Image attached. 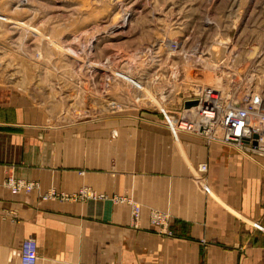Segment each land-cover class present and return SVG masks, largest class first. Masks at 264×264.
<instances>
[{"label": "crops", "instance_id": "0c3cea01", "mask_svg": "<svg viewBox=\"0 0 264 264\" xmlns=\"http://www.w3.org/2000/svg\"><path fill=\"white\" fill-rule=\"evenodd\" d=\"M35 110L0 88V264H21L24 240L35 264H264V157L148 121L87 141ZM9 177L36 188L13 194Z\"/></svg>", "mask_w": 264, "mask_h": 264}, {"label": "rangeland", "instance_id": "374dc122", "mask_svg": "<svg viewBox=\"0 0 264 264\" xmlns=\"http://www.w3.org/2000/svg\"><path fill=\"white\" fill-rule=\"evenodd\" d=\"M0 88L87 141L127 122L173 132L201 89H216L220 108L256 94L264 110V0H0ZM23 182L36 186L4 185L30 192L14 189Z\"/></svg>", "mask_w": 264, "mask_h": 264}, {"label": "built area", "instance_id": "2783aa9c", "mask_svg": "<svg viewBox=\"0 0 264 264\" xmlns=\"http://www.w3.org/2000/svg\"><path fill=\"white\" fill-rule=\"evenodd\" d=\"M209 90L211 89L197 90L195 96L196 105L184 109L183 113L185 114L174 123L173 131L196 135L207 142L218 141L225 145H231L236 149L264 157V138L261 137V129L258 126L253 128L249 125V121L251 123L254 120L258 121L254 116H258L260 122L264 121L261 119L264 117V110L261 108L262 103L259 96L252 94L238 105H228L220 108L211 102L214 94ZM187 114H193L197 120L191 119L192 115L185 116ZM252 117H254L253 120ZM205 169V164H201L198 167L199 171H205ZM35 187L32 182H23L17 184L14 189L28 192ZM55 195L54 192H49L47 197L51 198ZM131 206V214L137 220L140 212L139 205L134 203ZM152 217L154 220L160 218L157 212H154ZM16 256L21 264H35L37 256L34 243L30 240H24L18 252H16Z\"/></svg>", "mask_w": 264, "mask_h": 264}, {"label": "bare ground", "instance_id": "6f19581e", "mask_svg": "<svg viewBox=\"0 0 264 264\" xmlns=\"http://www.w3.org/2000/svg\"><path fill=\"white\" fill-rule=\"evenodd\" d=\"M209 91H211V92H213V94H214V97H213V99H211V102L214 104V105H217V106H219V104H221V98H219V94H217L218 93V91L216 90V89H213V88H211V90H209ZM263 105V104H262ZM193 107V106H192ZM257 119H258V121L257 120H255V121H253V123H251L250 121H249V125L250 126H252L253 128L254 127H260V131L262 132V135H261V137L262 138H264V121L263 122H260L259 120H260V118L258 117V116H255ZM262 121V120H261ZM260 122V123H259Z\"/></svg>", "mask_w": 264, "mask_h": 264}, {"label": "water", "instance_id": "95a60500", "mask_svg": "<svg viewBox=\"0 0 264 264\" xmlns=\"http://www.w3.org/2000/svg\"><path fill=\"white\" fill-rule=\"evenodd\" d=\"M196 105V101L195 100H189L184 102V108H188L190 106Z\"/></svg>", "mask_w": 264, "mask_h": 264}]
</instances>
